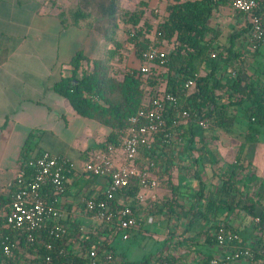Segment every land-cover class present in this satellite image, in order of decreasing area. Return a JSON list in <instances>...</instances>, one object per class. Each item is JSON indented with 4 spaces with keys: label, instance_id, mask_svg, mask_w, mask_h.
<instances>
[{
    "label": "trees",
    "instance_id": "trees-1",
    "mask_svg": "<svg viewBox=\"0 0 264 264\" xmlns=\"http://www.w3.org/2000/svg\"><path fill=\"white\" fill-rule=\"evenodd\" d=\"M232 1L170 0L166 6L167 15L153 25L144 19L145 12L142 9L121 13L119 0H78L68 12V24L83 25L89 30L98 31L108 45L102 56L96 59H88L77 52L70 61V77L61 78L54 85V91L69 102L78 116L91 119L108 129L105 139L97 145L98 149L85 153L86 160L98 152L118 149L127 135L130 118L140 110L151 109L152 100L156 97L171 93L176 98V104L162 103L161 118L164 123L161 130L154 135V141L149 147L139 149L132 162L141 172L159 177L157 189L163 188L164 192H159L158 199L154 202H146L147 198L145 202H140L137 199L141 190L139 179L132 177L128 189L124 191V196L129 198L127 203L137 218L141 210L166 220L184 217L187 219L184 224L185 233L197 220H205L209 227L202 248H218L216 237L222 231L226 236L236 237L227 241L222 250L223 258L226 253L246 246L253 254L250 263L264 264V178L259 177L249 163L245 164L238 157L231 163L223 162L211 146L219 137L217 132L252 136L264 128V86L258 84L252 73L249 77H244L245 72L252 69L254 62L257 66L260 65L258 57L264 54L261 50L264 39L257 43V48L254 52L251 51V55L234 49V40L242 34L250 50L247 41L250 16L241 13L236 14L242 17L247 27L242 24L240 34L233 35L225 48L218 44L220 33L209 26L213 13L223 7L230 8ZM256 1L257 7L251 14L264 27V0ZM138 6H145V3L139 2ZM59 18L65 23L62 15ZM121 27L126 35L123 42L116 39ZM128 47L139 62V68L128 69L118 76L112 71L111 64L120 63L123 59L121 54ZM150 48L165 51V57L153 60L148 72L143 73L141 67L148 66L144 55ZM188 80L194 81V86L190 89L185 87ZM184 111L189 117L181 120L179 115ZM237 117L240 120L236 121ZM200 120L208 122L206 129L199 126ZM147 121L141 119L139 125ZM30 136L33 139L34 135ZM179 142L181 152L189 156L193 152L197 153V157L192 156L190 159L194 168L198 161L206 160L207 164L200 163L201 168L206 166L211 169L208 183H213L214 180L219 183L214 191L207 188L208 184L203 181H198L197 190L173 183L172 173L177 166L180 167L173 161L175 146ZM30 143V139L27 140L25 152H22L19 161L20 167L25 166L27 179L32 173V169L26 166L28 151L32 149ZM193 174L198 177L197 170L194 169ZM104 181L107 186L108 181ZM66 186L67 184L65 191ZM103 193L97 197L98 200L104 199ZM42 196L46 198L48 194L44 193ZM121 197V194L115 195V200L108 201V204L113 207L115 205L116 210H120L122 203L116 204V201ZM10 201L11 198L7 203ZM4 207V203H0V208ZM241 217L250 219L246 226H251L258 235L252 242H247L240 235V229L246 227L239 220ZM49 227L40 237L50 242ZM69 227L73 238L79 228L75 225ZM94 229L78 239L81 257H77L72 252L73 249L69 248L64 258L52 254L54 264H66L68 259L81 264L86 261L88 251L92 249L97 251L96 264H184L180 257L165 251L169 239L164 240L160 251L141 260L130 261L119 250L118 243L125 241L119 236H113V241L110 242L106 231L97 227ZM169 234L175 236L173 233ZM27 235L6 227L4 216L0 215V264H30L28 257L33 251L25 242ZM180 236L178 237L182 240L175 243L185 244V248L194 244L192 239ZM6 238L10 243H14L15 239L19 241V245L12 249V256L7 258L3 256ZM197 251L201 255H198L196 264H210L214 259L213 254H206L200 248ZM41 253L45 254L44 251ZM108 254L110 259H107ZM222 262L237 263L225 259Z\"/></svg>",
    "mask_w": 264,
    "mask_h": 264
},
{
    "label": "crops",
    "instance_id": "crops-1",
    "mask_svg": "<svg viewBox=\"0 0 264 264\" xmlns=\"http://www.w3.org/2000/svg\"><path fill=\"white\" fill-rule=\"evenodd\" d=\"M77 1L0 0V203H4L5 207L9 204L7 202L15 191L14 178L19 168L21 154L25 152V144L30 139L32 149L28 151V160L35 159L42 152H48L63 157L75 167V172L67 180L66 191L59 206L65 212L67 224L75 225L79 229L81 227L89 233L92 231V225L88 221V216L82 212L79 199L82 196L97 198L103 193L106 183L102 178L90 177L79 170L83 161L87 159L85 153L98 149L97 145L105 139L108 129L91 119L78 116L69 102L54 91V85L61 78L70 77L72 70L70 61L77 52H81L88 59H96L102 56L108 44H105L103 36L98 31L89 30L83 25L68 24L70 23L68 12ZM139 2L145 3V6L140 8L145 15L150 2L151 4L156 2L154 7L157 8L158 15H155L154 19L159 21L167 15L166 6L170 0ZM124 5L130 6V1L119 0L120 9ZM234 14L236 13L231 7L220 8L213 13L209 26L217 30L221 36L222 29L216 22L220 23L217 18L223 17L226 25L233 23L242 28V17ZM60 15L65 23L59 18ZM228 15H231V18L226 19ZM236 39L245 46L244 35ZM261 50L264 51V47ZM258 62L259 66L254 62L252 74L258 84L264 86L262 66L264 54L258 57ZM30 135H34L33 139ZM221 137H218V141L214 140L211 146L223 162L231 163L238 157L245 164L249 163L259 177L264 178V128L252 136H237L226 132V136ZM214 144L218 145V148ZM175 149L173 161L180 167L177 166L172 173L173 183L197 190L198 181H203L208 184L207 188L214 191L219 183L216 180L208 183L211 169L206 166L201 168L200 164H207L206 160L198 161L194 168L190 159L192 156L197 157V153L193 152L189 156L181 152L180 142L176 144ZM194 169L197 170L198 177L194 176ZM159 192L163 194V188L153 191L157 199ZM142 193L143 197L147 198L146 202H150L151 192L146 190ZM139 214L138 227L131 232L129 239L139 235L152 238L154 246L149 254L160 251L164 240L169 239L165 251L176 257L178 256L176 252L184 249L187 253L185 256H191L187 264L197 263L198 255H201L196 252L199 248L206 254H213L214 258H223L222 249L201 247L209 227L207 221L197 220L189 231L183 232L185 234L183 239L189 238L194 241L193 245L185 248V244H177L182 238L177 239L175 230L176 225L182 229L187 219L179 216L166 220L160 216H151L142 210ZM163 220H166V223ZM239 220L245 226L250 221L248 217H241ZM149 226L159 230L148 232L145 227ZM169 233H174L175 236H170ZM240 235L248 240L247 242H252L254 237L258 238L251 226L242 227ZM127 241L118 243L119 250L126 255L123 245ZM180 259L185 264V260L182 257ZM235 264L251 263L241 260Z\"/></svg>",
    "mask_w": 264,
    "mask_h": 264
},
{
    "label": "built area",
    "instance_id": "built-area-1",
    "mask_svg": "<svg viewBox=\"0 0 264 264\" xmlns=\"http://www.w3.org/2000/svg\"><path fill=\"white\" fill-rule=\"evenodd\" d=\"M181 1H199V0H181ZM257 7L256 0H233L231 9L235 13H241L250 16V29L248 33L249 48L254 52L257 43L264 39V27L261 26L257 17H252V11ZM244 27H247L243 23ZM148 66L141 67L143 73H147L150 63L153 60L165 57V51L150 48L144 55ZM213 57V55H212ZM194 86L193 80H188L185 87L190 89ZM162 103L175 105L176 98L171 94H161L152 100V108L149 110H140L137 115L129 120L127 135L122 140L118 149H109L108 152H98L90 156L83 162L80 172L92 174L108 181L104 189L103 198L82 196L79 199V205L82 212L88 216V221L94 228L106 231L108 239L113 241V236H119L123 241H127L131 231L137 228L138 218L135 216L129 202V198L124 196V191L130 185V179L136 177L139 179L140 193L138 200L144 202L142 191H150L149 201H156V195L153 193L158 187L159 177L151 173L141 172L132 162L136 158L141 147H149L154 141V135L157 134L163 126L161 118ZM180 119L189 117L187 112L179 115ZM141 119L148 120L147 123L140 124ZM201 128L206 129L208 122L200 120L198 122ZM26 166L32 169L30 177L25 178V166L20 167L14 178L15 191L11 196V201L0 210L5 218V226L17 232L27 233L25 239L27 247H32L33 253L29 259L30 264H54L53 255L64 258L69 248L81 257L82 253L78 247V239L82 234H88L80 227L75 237H71V229L66 223L63 209L59 206L61 197L65 193V185L70 175L73 174L74 166L63 157L52 155L48 152H42L35 159L27 161ZM44 193L48 194L45 198ZM121 194V199L116 204L122 203V208L116 210V206H110L108 201L115 200V195ZM2 212V213H1ZM257 221V220H256ZM50 226L49 238L41 239L40 234ZM235 236H226L222 231L217 234L216 242L219 249L224 250L227 241L235 239ZM7 242L3 247V256L11 257L12 249L19 245L18 239L14 243ZM44 251L45 254H42ZM264 254V252H262ZM225 258H214L210 264H221L225 259L230 262L247 260L250 262L253 254L248 247L235 249L233 252L225 254ZM86 261L81 264H96L97 251L92 249L88 251ZM107 259H110L108 254ZM66 264H77L74 259H68ZM80 264V262H78Z\"/></svg>",
    "mask_w": 264,
    "mask_h": 264
},
{
    "label": "rangeland",
    "instance_id": "rangeland-1",
    "mask_svg": "<svg viewBox=\"0 0 264 264\" xmlns=\"http://www.w3.org/2000/svg\"><path fill=\"white\" fill-rule=\"evenodd\" d=\"M125 1H127V0H124V2ZM129 1H130V6L124 5L120 9L121 13H123L124 11H129V10L131 11V10H134L137 8H139V9L142 8V7H138L139 0H129ZM155 3L151 4V2H150L149 7H147L145 10L146 11V15H145L146 18H144V19H147L153 25H155L157 23L156 19H154V18H155V15H158V13H156L157 8L154 7V6H156ZM234 15H236V14H234ZM227 18H231V15H228L226 17V19ZM217 19L220 20V23L216 22V24L219 25L222 29V33H221V36H220L218 42H219L220 46L225 48L230 44L229 41H230L231 37L237 33L240 34L242 28H238V25L233 24V23H232V25H226L225 19L223 17H219ZM121 29H122V27L120 28V31H118V34L116 35V39L120 42H123L126 35ZM240 35H242V34H240ZM233 44H234V49L239 50L240 52L243 51L246 53V55H251V51L248 50L247 44H245V46H243L241 44V42L238 41L237 39L234 40ZM121 55L123 56V59L120 63L116 62L114 64H111V65H113L112 71L116 72L118 74V76H121V74L128 69L139 68V62L135 58L134 54L132 53V49L130 47L126 48V51H123ZM251 73H252V69L250 68L249 71L245 72L244 77H249V75H251ZM234 113H236V112L234 111ZM237 120H238V117L236 118V121ZM217 135L219 137L222 136L221 138H223L226 136V132L220 131L219 133L217 132ZM216 141H218V138L216 139ZM214 145L218 148V145H216V144H214ZM230 158H231V156H230ZM163 221L166 223V220H163ZM176 227H177V229L176 230L174 229V230L177 234L176 237L178 239L179 235H183V236L185 235V234H183V232H185V231H184V227H182V229H180L177 225H176ZM145 230H147L148 232H152V231L154 232V230L158 231L159 229L158 228L156 229L154 226H149V227H145ZM179 233H181V234H179ZM139 246H140V248H138ZM153 246H154L153 239L152 238L150 239L149 237H146L143 235L132 237L123 245V247L125 248V250L127 252L128 259L130 261H138V260L145 258L149 253H151V249ZM158 246L160 248L161 244ZM177 254L179 257H182L185 260V264H187L191 259V256H189V255H188V257H186L187 253L184 249L177 251L176 255ZM221 264H226V263L222 262ZM229 264H231V263H229Z\"/></svg>",
    "mask_w": 264,
    "mask_h": 264
}]
</instances>
